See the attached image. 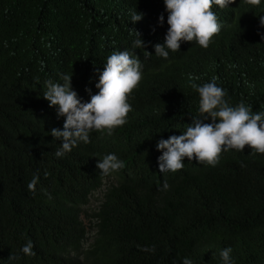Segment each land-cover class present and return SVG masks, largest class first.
I'll list each match as a JSON object with an SVG mask.
<instances>
[{"label":"trees","instance_id":"obj_1","mask_svg":"<svg viewBox=\"0 0 264 264\" xmlns=\"http://www.w3.org/2000/svg\"><path fill=\"white\" fill-rule=\"evenodd\" d=\"M213 11L222 29L207 49L181 41L164 59V0H0V264H224L226 248L232 264H264V154L246 146L216 167L185 158L178 172L159 170L160 140L212 122L192 84L215 79L230 106L264 112V0ZM125 50L143 72L127 123L56 157L51 130L66 118L44 99L46 82L73 75L88 103L107 58ZM108 154L125 167L102 176ZM28 240L34 257L22 251Z\"/></svg>","mask_w":264,"mask_h":264},{"label":"clouds","instance_id":"obj_2","mask_svg":"<svg viewBox=\"0 0 264 264\" xmlns=\"http://www.w3.org/2000/svg\"><path fill=\"white\" fill-rule=\"evenodd\" d=\"M242 2L251 6L261 4V0ZM164 3L169 13V29L165 43L156 44L155 52L157 56L168 59V50L180 51L181 41H195L200 47L207 49L222 29L213 6L224 9L235 4L236 0H164ZM131 19L133 23L138 22L142 19V14L133 12ZM159 21L162 26L163 15ZM260 24L264 26V16L260 17ZM138 36L134 47L143 48L139 33ZM72 77L73 75L62 74V84L47 81V91L43 93L50 107L57 109V116L66 118L63 130H51L54 141L61 142L55 152L58 158L70 153L79 142L90 143V133L95 131L111 136L117 128L127 123L128 115L133 111L129 98L143 80L142 64L139 57L127 50L113 52L107 58L104 70L99 73V83L96 84L99 92L91 95L88 103H82L78 99L77 92L72 88ZM192 87L199 93L200 112L206 114V118L210 117L212 122L203 123L200 119H194L192 125H187L183 135L160 140L157 149L163 153L158 158L161 173L182 170L185 158L216 167L224 151L235 149L243 152L246 146L254 153L264 154V112L254 113L243 101L236 107L230 106L225 99L226 91L216 84L215 79L202 86L192 84ZM124 167V162L115 154L105 155L97 163L102 176H109ZM38 181L37 175L28 183L30 192L35 193ZM168 187L165 183L164 188ZM33 248V242L28 240L22 251L25 255L34 257L36 253ZM144 250L154 252L155 248ZM231 252V248L221 251L224 264H232ZM12 259L17 257L12 254L10 260ZM183 264H192V261L184 258Z\"/></svg>","mask_w":264,"mask_h":264}]
</instances>
